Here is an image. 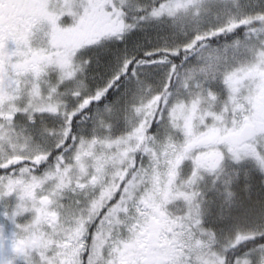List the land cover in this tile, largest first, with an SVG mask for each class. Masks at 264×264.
Segmentation results:
<instances>
[{
    "label": "snow or ice",
    "instance_id": "6c2138e0",
    "mask_svg": "<svg viewBox=\"0 0 264 264\" xmlns=\"http://www.w3.org/2000/svg\"><path fill=\"white\" fill-rule=\"evenodd\" d=\"M0 264H264V0H0Z\"/></svg>",
    "mask_w": 264,
    "mask_h": 264
}]
</instances>
